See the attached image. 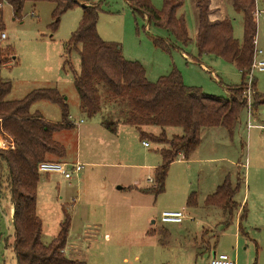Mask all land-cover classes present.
Instances as JSON below:
<instances>
[{"label": "rangeland", "instance_id": "rangeland-1", "mask_svg": "<svg viewBox=\"0 0 264 264\" xmlns=\"http://www.w3.org/2000/svg\"><path fill=\"white\" fill-rule=\"evenodd\" d=\"M79 1L80 5L60 15L54 31L50 28L55 6L52 2L27 1L20 18L13 17L7 3L1 5L3 29L0 32L6 37L0 40V49L3 52L10 49V53L3 56L4 63H0V78L9 81L11 87L5 99L17 100L35 89L56 88L65 98L68 120L74 126L53 134L65 148V156L49 159L82 164L78 181L75 175L65 179L57 173L39 172L36 213L42 222L41 240L48 243L56 235L63 217L62 206H65L71 219L64 255L83 264H207L215 252L226 253L233 264H264V187L255 177L253 150L248 156L246 108L240 112L232 135L224 132L223 127L213 128L223 131V140H219V132L211 135L204 130L199 148L201 163L192 164L184 157L177 158L167 169L164 190L155 193L152 187L155 168L161 164L160 150L168 149L169 144L155 143L148 138L141 140L135 128L121 125L135 135L128 146L131 153L125 152V146L113 139V145L109 143L104 147L107 139H103L100 132L104 120L113 122L127 107L110 96L103 85H98L101 110L88 116L80 106L72 72L64 66L67 59L73 70L79 71L78 51L73 50L66 56L64 49L79 25L81 5L95 4L98 5V36L117 43L126 60L142 64L147 81L155 82L176 69L184 84L200 87L207 94L227 96V87L239 85L241 74L231 62L198 54L190 0H183L180 7L190 37L186 45L177 42L165 29L148 23L146 16L134 13L127 0ZM151 2L156 9L163 4V0ZM228 12L234 20L233 36L241 42L242 16L231 5ZM255 17V47L262 51L256 58L261 59L264 57L263 0H256ZM152 36L168 40V50L156 46ZM251 78L261 102L257 103L259 100L255 99L252 89L250 98L247 96L252 108L250 120L253 124L264 123V71L252 70ZM36 111L50 122L62 120L61 108L56 103L36 101L30 112ZM164 129L167 139L173 134H182L180 127ZM142 130L158 135L161 128L151 125ZM253 131L264 135L261 129ZM5 139L10 141L0 133V149L5 146ZM142 142H147L148 146ZM216 144H222L226 152L222 146H214ZM104 148L105 152L102 151ZM107 150L117 154L107 157ZM210 151L215 152L211 156L214 160H207L205 152ZM224 157L229 160L219 159ZM152 164L155 167H148ZM223 172L228 174L233 185L236 176L240 180L233 200L241 203L244 198L242 205H245L246 217L241 230L238 207L228 221L221 208L207 206L204 202L219 184L217 180L219 176L223 177L220 175ZM5 175L6 166L1 163L0 264H17L12 248L14 227L9 214L11 201ZM148 178H151L150 182ZM192 193L196 199L193 206L187 203ZM164 210H183L188 216L181 223H162L159 216Z\"/></svg>", "mask_w": 264, "mask_h": 264}, {"label": "trees", "instance_id": "trees-1", "mask_svg": "<svg viewBox=\"0 0 264 264\" xmlns=\"http://www.w3.org/2000/svg\"><path fill=\"white\" fill-rule=\"evenodd\" d=\"M49 1L55 6L52 11L54 31L60 15L66 10L80 5L79 0H0V30L2 23V3H7L14 18H20L24 3ZM133 12L146 16L147 21L156 27L165 29L181 45L190 41L183 15H177L183 0H163L162 7L156 9L151 0H127ZM232 8L240 13L243 23V38L239 42L233 36V24L230 19L210 20V0H197V31L195 45L199 55L208 54L233 63L241 74L239 85L227 87V96L204 93L200 87L184 84L178 70L160 76L155 82L145 78V71L138 61L126 60L117 43L101 39L96 31L98 5L82 4L79 25L70 35L65 45V55L77 50L80 57L79 71L73 70L67 59L64 61L72 72L74 86L80 99V106L88 116L101 110V97L98 85L114 99L125 103L127 110L113 122L104 120V127L114 131L121 123L135 127L139 138H148L155 143L169 144L161 149V164L155 168V193L164 190L169 165L182 154L187 158L201 142V129L223 127L229 135L234 132L238 117L246 107V80L253 59L256 36V1L231 0ZM264 10V0H263ZM2 32V31H1ZM0 32V33H1ZM153 43L168 50L169 41L160 37H151ZM172 44V43H171ZM173 45V44H172ZM10 53L0 49V63L3 56ZM10 82L0 78V133L6 135L13 147L0 149V165L6 166V183L13 208L12 223L14 241L12 248L17 264H83L82 261L65 257L64 248L70 226V214L62 206L63 217L59 230L48 243L41 240L42 222L36 213L37 185L39 172L37 165L53 156L61 159L65 148L53 138V134L74 126L68 120L65 98L56 88L35 89L17 100H6L10 91ZM255 99H260L252 82ZM47 100L61 108V121L50 122L38 112H30L33 103ZM256 101V100H255ZM257 102V101H256ZM255 102V103H256ZM259 100L257 103H260ZM253 104V107L255 105ZM256 103V104H257ZM159 126L161 132L152 135L142 130L145 126ZM165 127H180L182 134L166 138ZM240 186V180L233 185L228 176L206 196L207 206L222 209L227 220L238 207L233 197ZM151 189V188H150ZM187 203L195 205V194H191ZM246 208L241 207L239 230L246 217ZM166 264V263H165Z\"/></svg>", "mask_w": 264, "mask_h": 264}, {"label": "crops", "instance_id": "crops-1", "mask_svg": "<svg viewBox=\"0 0 264 264\" xmlns=\"http://www.w3.org/2000/svg\"><path fill=\"white\" fill-rule=\"evenodd\" d=\"M196 1L197 0H190L191 13L193 14V18H194V22H195V36H196V31H197V7H196ZM231 4H232L231 0H210V4H209V7H210L209 19L210 20L230 19L232 21V24H233L234 20H233V18L229 17V12H228V7ZM237 14L241 16L240 13H237ZM177 15H183V17H184V13L181 12L180 8L177 10ZM184 19H185V17H184ZM185 23H186V21H185ZM118 125H119V127L116 126L114 131H110V130H108L105 127H103V129L100 130L101 136L103 137V139H107V142H105L106 140L105 141L103 140L104 141V147H106V144H109V143L111 145H113L112 140H111V139H113V140L117 141L118 144H121V146H125V149H126L125 152L131 153V150L129 149L128 146L130 145L131 140L134 138L132 136H135V135H134V133H132V131H128V129H123V127H120L121 125H125V124L119 123ZM125 126H130V125H125ZM131 127H133V126H131ZM133 128H135V127H133ZM213 128H216V127H209V128H202L201 129V142H200L199 146L187 158H185L188 162H190L192 164L201 163L200 162L201 158H200V149L199 148H200V145L202 144V141H203V131L204 130H205V132L207 134H211V135H213L215 132H219V136H220L219 140H223L224 139L223 131H215V129H213ZM245 129H246V132H247L246 135H245V138L247 139L248 156L250 155L251 151L253 150L254 161H255V164H256V176L255 177H257V182H260L261 186L264 187V135L262 133L258 134L256 131H253V129H258L256 127L247 129L246 126H245ZM224 132L228 133L226 130ZM155 135H157V134H155ZM138 137H139V135H138ZM114 138H116V139H114ZM5 142H6L5 146H2L1 148H3V149L10 148V145L12 144V142L8 141L6 139H5ZM214 146H217V147L222 146L224 148V146L222 144H216ZM102 151L105 152L106 149L104 148V149H102ZM224 152H226V148H224ZM113 153H115V152H113V150H111V152L107 150L106 155H107V157H110V156H112ZM205 153H206V157H208L207 160H214V158H212L211 156H214L215 152L210 151V152H205ZM115 154H117V153H115ZM122 154H123V151H122ZM177 158H183L182 154H180ZM219 159H221L223 161H228L229 160L228 157L219 158ZM61 162L67 163V162H65L64 159H62ZM106 164L108 165L109 163H106ZM236 165L238 166V164H236ZM139 167L141 168V165ZM148 167L153 168V167H155V164L149 165ZM248 171H249V168H248ZM218 172H220V170ZM220 175H223V177L219 176V178H218L219 180H217V183H218V181H220V182H219V184H216L215 189H216V187L218 185H220L222 183L224 178L226 176H228V174H224V172H223V174H220ZM83 176L86 177V175H84V174H83ZM75 180L78 181V176L75 177ZM243 200H244V198H243ZM243 200H242L241 203H237L236 202L237 205H238L237 213L239 212V209L241 211V207L242 206L245 207V205H242ZM12 213H13V208H12V204L10 203L9 214H10L11 218H12ZM214 254H216V252L213 253V255Z\"/></svg>", "mask_w": 264, "mask_h": 264}, {"label": "built area", "instance_id": "built-area-1", "mask_svg": "<svg viewBox=\"0 0 264 264\" xmlns=\"http://www.w3.org/2000/svg\"><path fill=\"white\" fill-rule=\"evenodd\" d=\"M5 34L3 32L0 33V40L5 39ZM254 46H256V39L253 40ZM257 55H262V51L254 48L253 59L251 62L250 70L247 76L246 81V90L244 91V97L246 98L247 109V120L245 122V126L247 129L250 128H258L264 131V123L253 124L250 120L252 114V108L250 106V101L247 99V96L252 91V78L251 72L256 69L258 71H264V57L261 59H257ZM254 95V90L252 91ZM143 145L148 146L147 142H142ZM4 146V145H3ZM10 147H13L11 144ZM82 169V164L79 162L76 163H64L57 160H44L38 163L37 170L40 173L50 174L57 173L62 175L65 179H72L73 175L77 176L79 171ZM148 181H151V178H148ZM188 213L183 210H164L160 213L159 220L162 223H181L185 218H187ZM207 264H233L230 257L223 252H219L214 254L208 261Z\"/></svg>", "mask_w": 264, "mask_h": 264}]
</instances>
